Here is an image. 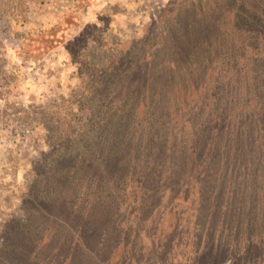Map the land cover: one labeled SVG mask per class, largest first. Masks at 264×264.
<instances>
[{"label": "rangeland", "instance_id": "obj_1", "mask_svg": "<svg viewBox=\"0 0 264 264\" xmlns=\"http://www.w3.org/2000/svg\"><path fill=\"white\" fill-rule=\"evenodd\" d=\"M263 27L264 0H0V264H264Z\"/></svg>", "mask_w": 264, "mask_h": 264}, {"label": "trees", "instance_id": "obj_2", "mask_svg": "<svg viewBox=\"0 0 264 264\" xmlns=\"http://www.w3.org/2000/svg\"><path fill=\"white\" fill-rule=\"evenodd\" d=\"M74 10H77V6L70 7L66 12H70L71 11L70 14H73L74 13ZM66 12H64L65 21H66L67 16H69V14H67ZM69 20H70V18L67 19L68 22H70ZM249 27L253 29L255 27V24L250 23L249 24ZM257 29H260V26H259V28L257 26ZM51 30H52V28L49 31L38 30L35 33H33V35H31L30 33L25 34L24 35V39L21 41V44H20V48L22 49V53L24 54V56L25 57H28V58L29 57L30 58L31 57H34L35 55H37V53H41V52H35V51H41L43 49H47L48 50V49H50L52 47V45L56 41H59L51 33ZM259 33L260 34H259V37L257 38V40H259L261 37L262 38L264 37V27H263L262 32H259ZM25 36H28V37H25ZM35 42L41 43L42 46L39 45L37 48H33V47H35L34 46V43ZM0 45H1V43H0ZM245 49H246L245 52H247L251 48H245ZM33 52H34L35 55H33ZM41 54H44V53H41ZM2 56H4V54ZM0 95H1V93H0ZM138 108H139V110L144 111V110H146L147 106L146 105H144L142 107L138 106ZM50 112H51L50 107H48L47 110H46V115L45 116H46V118L48 120L53 121L55 119V117L59 114V112L58 111H54L52 113H50ZM27 118L31 119L29 116H27ZM32 119H33V121L37 120L36 118H32Z\"/></svg>", "mask_w": 264, "mask_h": 264}]
</instances>
